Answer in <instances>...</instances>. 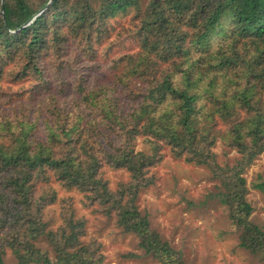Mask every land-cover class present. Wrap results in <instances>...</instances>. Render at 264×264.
I'll use <instances>...</instances> for the list:
<instances>
[{
    "label": "trees",
    "instance_id": "16d2710c",
    "mask_svg": "<svg viewBox=\"0 0 264 264\" xmlns=\"http://www.w3.org/2000/svg\"><path fill=\"white\" fill-rule=\"evenodd\" d=\"M141 2L4 0L0 78H30L48 89L44 58H93L108 25L114 28L110 20L123 13L131 14L140 43L136 53L114 62L118 73L110 83L93 88L82 80L76 104L56 106L63 116L40 123L44 136L33 133L38 120L28 116L0 122V246L15 259L6 263L0 253V264H100L94 244L81 240L79 218L70 214L57 228H46L43 200L55 191L37 196V185L48 173L87 192L107 213L115 211L163 264H185L136 209L139 191L152 183L146 172L155 161L134 149L138 134L163 140L176 156L209 168L224 189L221 202L230 205L242 230L240 245L264 264V231L248 219L252 208L240 173L264 150V0H147L144 9ZM122 63L125 70L118 68ZM219 122L226 128H216ZM217 135L240 154L233 167L215 161L210 145ZM102 162L127 169L128 180L111 189L100 175Z\"/></svg>",
    "mask_w": 264,
    "mask_h": 264
},
{
    "label": "rangeland",
    "instance_id": "374dc122",
    "mask_svg": "<svg viewBox=\"0 0 264 264\" xmlns=\"http://www.w3.org/2000/svg\"><path fill=\"white\" fill-rule=\"evenodd\" d=\"M146 3L147 0H142V9ZM223 20L226 21L225 18ZM110 25L114 28L108 25L109 33L102 42L96 43L97 52L93 58L84 56L80 59L73 54H70L73 60L67 62L66 58L61 61L53 55L44 58L48 89L42 85L35 86L30 78L14 80L7 74L1 77L0 122L13 124L28 116L38 120L33 133L42 137L45 130L40 123L58 114L63 116L61 111L57 112L56 106L61 108L76 104L82 80L86 84L91 81L93 88L110 83L112 73H118L114 62L123 55L136 53L140 43L132 32L134 22L129 12L111 19ZM216 39L213 38L210 43L213 44ZM198 55L199 52L193 49L191 57ZM183 65L188 64L185 62ZM118 68L125 70L123 63ZM162 68L164 71L170 69L166 64ZM120 98L124 100L125 96L120 94ZM51 112L54 114L51 115ZM215 125L222 130L226 128L221 122ZM134 149L155 156V161L146 172L152 183L139 191L134 201L136 209L147 217L150 227L159 237L181 255L185 264H262L260 255L240 245L242 230L231 216L230 205L221 202L220 193L224 189L209 168L188 162L183 155L176 156L170 144L145 134L136 135ZM210 150L220 165L233 167L240 158L237 150L230 148L218 135ZM99 171L113 190L129 178L127 169L116 168L106 162H102ZM240 173L245 179L246 199L252 208L248 219L264 231V150ZM46 191H55L42 199L46 228H57L70 214L79 218L84 231L81 240L94 244L101 256L100 264H163L140 246L138 236L119 222L115 211L107 213L106 209L91 200L87 192L64 186L54 173L46 174L45 180L37 185V196ZM125 200L126 197L122 202ZM40 244L52 254L46 239L40 238ZM0 253L6 263L15 260L7 248L0 246Z\"/></svg>",
    "mask_w": 264,
    "mask_h": 264
},
{
    "label": "water",
    "instance_id": "95a60500",
    "mask_svg": "<svg viewBox=\"0 0 264 264\" xmlns=\"http://www.w3.org/2000/svg\"><path fill=\"white\" fill-rule=\"evenodd\" d=\"M46 8V6L42 9H40L38 12H36L32 17H30L28 19V21L25 23V25L29 24L37 15H39L44 9ZM4 10V0H1V6H0V11L3 13Z\"/></svg>",
    "mask_w": 264,
    "mask_h": 264
}]
</instances>
